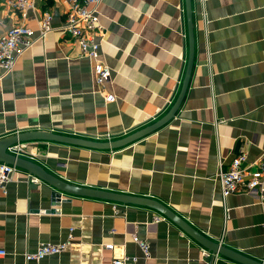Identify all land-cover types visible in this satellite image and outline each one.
I'll list each match as a JSON object with an SVG mask.
<instances>
[{"label":"crops","instance_id":"0c3cea01","mask_svg":"<svg viewBox=\"0 0 264 264\" xmlns=\"http://www.w3.org/2000/svg\"><path fill=\"white\" fill-rule=\"evenodd\" d=\"M7 1L0 0V34L25 24L36 35L45 10L52 30L0 81V140L49 131L114 141L172 107L189 54L186 0L101 1L96 39L112 70L103 93L113 94L114 102L98 92L92 62L62 32L65 0H32L26 20ZM190 9L192 69L167 123L114 149L47 140L16 144L24 146L22 158L65 183L153 199L209 240L262 262L264 195L239 191L223 199L218 174L240 151L249 173L264 167V0H190ZM30 177L17 167L0 193V249L6 251L0 264H112L122 257L132 264H241L209 251L203 256L200 243L148 206L64 194ZM134 234L148 243L149 259ZM64 241L60 254L24 260L41 243Z\"/></svg>","mask_w":264,"mask_h":264},{"label":"built area","instance_id":"2783aa9c","mask_svg":"<svg viewBox=\"0 0 264 264\" xmlns=\"http://www.w3.org/2000/svg\"><path fill=\"white\" fill-rule=\"evenodd\" d=\"M102 0H65L67 5L66 18L62 27V32L66 33L79 46L80 56L92 62L93 84L97 87L106 102H114L115 96L111 93H103L104 86L110 82L112 70L101 58V41L96 37L101 34L99 6ZM8 7L16 10L20 20H26L28 12L33 8L32 0H8ZM52 30V14L49 10L42 12L36 31V35L31 28L25 24H18L7 29L0 34V81L9 75L17 59L29 50L36 40H43ZM11 154L19 157L27 155L23 144H15L8 148ZM264 161V154L262 157ZM246 154L240 151L230 162L225 170L218 174L221 196H227L239 191H258L260 197L264 195V167L249 173V166H245ZM17 167L12 164L0 161V193L6 192V184L12 181L16 174ZM31 181L36 182L38 178L30 175ZM116 209V206H114ZM225 217L228 218V211L225 209ZM164 219L155 217L156 221ZM264 225V222H263ZM132 240L138 244L145 259L150 258L149 246L145 240L139 239L135 234ZM69 241L59 244L41 243L34 252L24 253L25 261H39L48 255H56L63 252ZM105 248L112 249V244L105 245ZM6 255V251L0 249V257ZM203 256L208 255V250L203 249ZM134 259L122 257L113 260L112 264H132ZM264 264V259L262 260Z\"/></svg>","mask_w":264,"mask_h":264},{"label":"water","instance_id":"95a60500","mask_svg":"<svg viewBox=\"0 0 264 264\" xmlns=\"http://www.w3.org/2000/svg\"><path fill=\"white\" fill-rule=\"evenodd\" d=\"M186 18H187V29H188L189 54L187 59L185 75L182 82L181 90L175 102L173 103L170 110L161 119L126 138L114 140V141H106V142L91 141L79 137L60 135L49 131H34V132L19 134L17 136L8 139L0 140V161L25 169L30 173V175L35 176L36 178L48 183L57 192L60 193L98 198V199H103L121 204H139V205L148 206L156 210L160 214H162L164 217H166L173 223H175L187 235H189L195 241L200 243L206 250L211 252L212 255L214 254L223 255L241 264H263L261 261H255L250 258H247L241 255L240 253L232 251L231 249H228L219 243L209 240L204 235L196 231L193 227H191L188 223H186L182 218H180L175 213H173L170 209H168L163 204L153 199L136 197L132 195H126V194L110 192V191L84 188L80 186H73L55 178L51 174L44 171L41 166L34 163L33 161L16 156L14 154H11L9 151H7L9 146L16 144L18 141H26V140H47V141H55L68 145L81 146L87 148L114 149V148L122 147L128 143H131L136 139L143 137L144 135L156 130L163 124L167 123L171 118L174 117L181 103V100L185 94L188 85V80L192 69L194 49H193V32H192L190 0H186ZM58 195L54 196V199L56 201L61 200V197H58Z\"/></svg>","mask_w":264,"mask_h":264}]
</instances>
